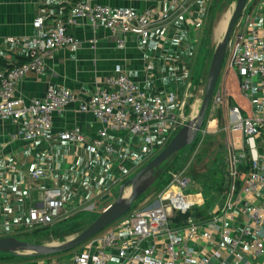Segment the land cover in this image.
<instances>
[{"label": "built area", "instance_id": "obj_1", "mask_svg": "<svg viewBox=\"0 0 264 264\" xmlns=\"http://www.w3.org/2000/svg\"><path fill=\"white\" fill-rule=\"evenodd\" d=\"M255 1L248 0L236 23L226 60V70L237 73L240 89L252 108L247 116L242 115L239 107L231 108L229 119L233 124L227 123L229 129H240L250 145V170L241 189L235 193L239 159L233 155L234 184L223 209L203 221L189 217L185 223L173 225L175 212L185 214L205 200L199 188L188 192L195 184L185 169L174 172L170 182L155 195L153 204H140L81 245L82 249L63 264H110L114 257L116 264H264V154L259 152L257 143L258 136L264 134V27L257 26L254 19V6L258 3L264 6V0ZM71 6L64 23L49 30L44 29V17L38 16L33 21L38 32L25 36L22 42L26 60L0 70V117L19 123V135L26 141L52 140L53 113L61 111L77 96L67 87L51 86L43 97L25 102L15 96L17 82L28 72L43 73L48 56L78 42L70 28L80 18L118 34V46L123 47L126 36L148 39L154 24L171 16L170 10L159 14L151 9L91 5L83 1ZM104 83L106 86L98 87L80 105L82 111L93 113L102 123L98 134L86 141L81 129L73 127L59 135L84 147L98 164L107 161L113 165V159L117 158L124 167L128 160H135L137 170L183 125L184 114L172 112L170 105L177 101L173 92L149 94L121 65L105 77ZM213 101L219 105L225 102V90L220 83ZM182 105L181 102L180 109ZM112 131L137 137L140 155L128 153L136 147L117 146L111 138ZM15 170L16 167L10 168ZM6 174L7 171L0 172L1 179ZM27 175L36 181L46 178L47 172L37 163H30ZM65 209L62 189L46 190L44 201L28 209L29 229L59 221Z\"/></svg>", "mask_w": 264, "mask_h": 264}, {"label": "crops", "instance_id": "obj_2", "mask_svg": "<svg viewBox=\"0 0 264 264\" xmlns=\"http://www.w3.org/2000/svg\"><path fill=\"white\" fill-rule=\"evenodd\" d=\"M76 1L137 10L151 9L159 14L170 10L171 16L167 21L154 24L148 39L126 36L123 47L118 46V34L111 33L104 25H91L86 18H80L70 28L78 42L59 48L48 56L43 73L28 72L17 82L15 96L25 102L34 97H43L51 86L67 87L77 99L53 113L54 133L50 141H26L19 135V123L0 117V172L7 171L3 179L0 176V183L3 184L0 189V237L27 232L29 207L41 204L46 190L50 188L62 189L66 202L65 218L81 212L80 209H96L100 199L102 204L109 201L113 187L122 184L135 172V160H128L124 167L120 166L117 158L113 159V165L107 161L98 164L84 147L63 140L59 135V132L73 127L81 129L86 141L98 134L102 123L93 113L82 111L80 105L98 87L106 86L105 77L114 73L117 65H121L149 94H176L175 90L178 93L177 101L170 107L172 112L176 108L178 115L184 114L187 106H193L195 112L194 108L199 102L197 92H192V83L197 64L202 58L204 28L211 4L204 0H190L187 3L183 0H0V70L18 64L26 57L22 42L25 36L38 32L33 26L38 16L44 17L45 30L57 27L64 23L72 3ZM202 7L206 8L202 10ZM254 9L257 26L264 27V6L258 3ZM229 72L225 70L219 82L225 90V102L221 105L227 122L231 108L239 107L231 104L232 98L226 84ZM208 126L207 131H214ZM111 138L119 147L126 144L135 148L139 144L137 137L128 134L112 131ZM257 143L259 152L264 154V134L258 136ZM128 153L136 155L134 150ZM30 163L42 166L47 177L36 181L29 179L27 167ZM11 167H16V170L10 171ZM106 176L112 181L108 182ZM110 204L109 201L103 210ZM71 210H74L72 214ZM30 261L32 264H61L55 258Z\"/></svg>", "mask_w": 264, "mask_h": 264}, {"label": "water", "instance_id": "obj_3", "mask_svg": "<svg viewBox=\"0 0 264 264\" xmlns=\"http://www.w3.org/2000/svg\"><path fill=\"white\" fill-rule=\"evenodd\" d=\"M247 2L248 0H237L233 13L227 22L225 34L215 48L207 74L203 99L197 115L184 123L156 156L137 170L131 178L122 183L117 199L107 206L91 224L65 241L35 243L22 240L16 236H2L0 237L1 252L33 256H49L68 252L80 247L131 210L133 203L162 175L164 165L172 161L186 146L191 145L199 132L204 131L203 125L222 74L229 43L236 23L242 15ZM230 154L232 169H234L235 162L232 147H230ZM127 187H130V189L126 193Z\"/></svg>", "mask_w": 264, "mask_h": 264}, {"label": "rangeland", "instance_id": "obj_4", "mask_svg": "<svg viewBox=\"0 0 264 264\" xmlns=\"http://www.w3.org/2000/svg\"><path fill=\"white\" fill-rule=\"evenodd\" d=\"M208 1L211 2L210 5H212L215 0H208ZM208 1L205 0V2H208ZM225 1L227 2V4H224V6L222 8L223 10L221 11V14H219L218 20H216V22H215V28H214V34H213V41H214L213 53L215 51V48H216L218 42L223 38V36L225 34V29H226L227 24H226V26L224 27L223 30L220 29L221 24L228 17V15L231 16V14L233 13V10H234V8L236 6V2H237V0H225ZM230 16H229V18H230ZM229 18H228V20H229ZM228 20H227V22H228ZM236 30H237V28H236ZM234 31H235V29H234ZM204 51H205V48H203V52L201 54L202 58H203V55H204ZM199 57H200V55H199ZM211 59H212V57H211ZM211 59L207 58L206 62H208L209 60L211 62ZM198 60H199V58H198ZM226 60H227V55H226ZM200 61H201V59H200ZM200 61L197 64V72L200 73L203 70L202 71L203 72V76L201 78L197 77V72H196V74H194L193 83H192V85H193L192 92H195V91L197 92V99H199V102L197 104L195 103L196 106L194 104L195 112L193 110V106L192 107L191 106H187L186 107V109H185L186 112L184 113L185 119L183 118V124L186 123L192 116L194 117V116L197 115V112H198V110L200 108V105H201V102H202V99H203L205 85H206L205 78L207 80V74H208L207 69L209 70V66L210 65L209 64H208V66L206 65L205 68H207V69H204V66L202 65V63H200ZM225 70H226V62L224 64V66H223V70H222V74L220 76L219 82H221L222 77H223V73L225 72ZM171 77L173 78V80L175 82H178L177 79L173 75H171ZM226 82H227L226 83L227 84V88H229V96L232 98L231 99V104L232 105H235V104L238 105L241 108V113H242L243 116L249 115L252 112L251 105L249 104V102L247 101L245 96L243 95V93H242V91L240 89L239 76L237 75V73L233 69L230 70V72H229V74L227 76ZM172 84L174 85L175 83H172ZM173 91L178 95V93L175 90H173ZM219 107H220L219 104L215 103L214 101L212 102V110H211V113H210L209 118L207 120V127H209L208 125H210V127L212 129H214V131H209V130L207 131V127L205 128L206 131H203V136H204V134L206 132H209L211 134V137L207 138L208 139L207 145H206V147L204 149L205 153L203 151L202 155H199L200 154L199 153V149H200L201 145H203V142H202L203 139H202V140H200L198 142V145L196 146L194 151L191 153V155L188 157L186 163H184V168L181 169V171L185 169L187 175H189L188 171L194 165L195 166H194L193 169L198 171V172H200V173L206 172L208 170V168H218L220 163H221V161H223L222 154L218 153L220 151L225 153L224 161L228 162V165H229L228 170H229V173H230L232 171L230 147H232L233 155L235 156L234 153H236L238 158H241L245 154V151H244L245 150L244 149L245 144H247L248 147H249V143L247 142V139L244 138L243 133H242V131L240 129L232 130V129L227 128V123H229L230 125H232L233 123H232L231 120H229L227 122V120L225 119V116H224V124H223V127H222L221 119L218 117V114H217V109ZM173 112L176 115H178V113H179L176 108H173ZM181 127H182V125L180 127H178V128L180 129ZM178 128H177V130H179ZM221 132L225 133V137H224V135L221 134ZM245 140H246V143H244ZM220 142L223 144V147L220 146ZM164 146L159 150V152L164 148ZM206 150H207V152H206ZM134 152L136 153L137 156L140 155L139 154L138 145L134 149ZM244 159L245 158H243V160ZM148 161H146V162H148ZM99 166H101V165H99ZM105 175L106 174L104 173V176ZM133 175H134V173L129 178H131ZM231 175H232V173H231ZM109 176H106V178H107L108 182H111L112 178H108ZM241 176H242V179L245 178V174L241 175ZM241 176H240V178H241ZM192 180H193L195 186H194V189L193 188L188 189V192H194L195 190H198V188L200 189L199 185L194 180V177L192 178ZM121 185L122 184H119V185L113 187V191L110 194L111 197H109V201L111 203H113L117 199L118 194H119V189H120ZM232 185H233V176H232ZM129 189H130V187L126 188V193L129 192ZM200 190L203 192L202 189H200ZM157 192L158 191H156V189H154V187L152 185V188H150L145 193V194H147V196L145 198H143V199H138L136 201L138 206L140 204H142V203H145V202L147 203V205L153 204L154 203L153 201L155 200L154 197L157 194ZM203 195H204V192H203ZM228 197H229V194H228L226 199L225 198L223 199V198L219 197V199H217L215 201H211V204L207 205L208 208H209L208 209L209 214L212 216L214 214L219 213L223 209L226 201L228 200ZM204 199H205V195H204ZM100 201H101V199L98 202H97V200H94V202H97L96 209H92V210L80 209L81 212H79L78 214L81 215L82 219H81V224L78 226L79 229H82V228L84 229L89 224H91L101 214L103 208L109 202V201H107L104 204H102V203H100ZM205 202H206V200H204V203L200 207L204 206ZM73 212H74V210L73 211L71 210L70 214H72ZM182 222L184 223V220L180 221V224ZM172 224L176 225V222H174V219L172 220ZM29 230H31V229H29ZM79 232H81V231H79ZM79 232L67 235L64 238V241L69 239V238H71V237H73V236H75ZM10 234H14V233H10ZM25 235H26L25 233L21 234V236H25ZM47 242L48 243H52V242L55 243V242H62V240L51 239V240H48ZM81 249H82L81 247H78L72 252H64V253H61V254H58V255H54L53 258L58 259L59 262L61 264H63V263H66L68 261V259L71 257V255L73 253H75L77 251H80ZM108 251L111 252L110 249H108ZM112 252H113V255H115L114 251H112ZM1 255H4V253L3 254L0 253V256ZM47 259H50V257L49 258L47 257ZM30 260L31 259H27V258H23V257H19L18 256V257H15L13 259V261H10V262L0 261V264L1 263H4V264H18V263H22V262L25 263V264H32V263H30L31 262ZM116 263H117V258L114 257L113 261L110 264H116Z\"/></svg>", "mask_w": 264, "mask_h": 264}, {"label": "trees", "instance_id": "obj_5", "mask_svg": "<svg viewBox=\"0 0 264 264\" xmlns=\"http://www.w3.org/2000/svg\"><path fill=\"white\" fill-rule=\"evenodd\" d=\"M224 4H227V2L225 0L224 1L223 0H215L213 2V4L210 5V7L208 9L207 22H206V26L204 28V38H203V45H202V47L205 48V51H204L203 58H201V61H200V63H202V65L204 66V69H207V68H205L206 65L207 66H208V64L210 65V60L208 62H206V59L207 58L211 59V57L213 55V49H214V47H213V44H214L213 34H214L215 22H216V20H218L219 14H221V11L223 10L222 8H223ZM25 60H26V57L23 58L21 62H23ZM225 62H226V60H225ZM8 67H10V65ZM202 71L200 73L197 72V77L201 78L203 76ZM207 71H208V69H207ZM205 81H206V78H205ZM211 110H212V103L210 104V107H209V110H208V113H207V116H206V119H205V122L203 125L204 130L207 126V120L209 118ZM217 114H218V117L221 119V125L223 127V124H224V107H223V105H220V107L217 109ZM174 134L166 141V145L172 139ZM221 134L224 135V137H225L224 132H221ZM210 137H211V134L209 132H206L204 134V136H203V132H199L197 138L195 139V141L191 145L186 146L183 150H181L175 156V158L172 161H170L168 164L164 165V168H163L164 170L162 172V175L153 184L154 189H156V191L160 192L170 182V180L172 178V173L177 172V171H181V169L184 168V163H186L188 157L191 155V153L194 151V149L198 145V142L203 139L202 140L203 145H201V147L199 149V153H200L199 155H202V153H203V151L207 145V141H208L207 138H210ZM244 143H246V140L244 141ZM220 146L223 147V144L221 142H220ZM244 149H245L244 150L245 156L239 158V161L236 162L237 177L235 180V193L237 191H239V189H241V187H242V184H243L242 180L243 179H242L241 175L246 174L250 170V163H251L250 147H248V145L245 144ZM206 152H207V150H206ZM204 153H205V151H204ZM218 153L222 154V158H223V161H221L218 168H208V170L206 172L200 173V172L193 169L195 166L194 165L188 171V174L192 178L194 177V180L199 185L200 189L203 190L206 202H205L204 206H202V207L195 206L194 208H192L190 211H188L185 214H181L180 212H175L176 217L174 218V222H176V225L180 224V221H183V220L185 223L189 217H192L198 221H203L205 219H208L211 215L208 212L209 208L207 205L211 204V201H215V200L219 199V197H221L223 199L227 198V196L230 192L231 186H232V175H231V172L229 173V170H228V167H229L228 162L224 161L225 153L222 151H220ZM234 154L237 157L236 153H234ZM243 158H245V159L243 160ZM145 164H143V165H145ZM142 166H140V168ZM140 168H138L137 170H139ZM137 170H135V172ZM240 176H241V178H240ZM127 179H129V178H127ZM127 179H125L124 181H126ZM150 188H152V186ZM145 193L142 194L139 199L145 198L147 196V194H145ZM137 206H138L137 202H134L131 210H133ZM81 219H82L81 215L78 213H75L74 215L60 219L59 221H57L51 225L38 226V227L32 228L31 230L24 232L26 234L25 236H21L22 233H19L16 235V237H18L22 240L35 242V243H48L47 241L51 240V239H59V240L64 241V238L67 235L82 231L83 228L82 229L78 228V226L81 224ZM74 250L75 249L68 251V252H72ZM0 253H2V254L4 253V255L0 256V261H6V262L13 261V259L15 257H18V256L23 257V258H27V259H31V260H38V259H44L47 257L53 258L54 255H58V254L49 255V256L18 255V254L5 253V252H1V251H0ZM59 254H61V253H59Z\"/></svg>", "mask_w": 264, "mask_h": 264}, {"label": "bare ground", "instance_id": "obj_6", "mask_svg": "<svg viewBox=\"0 0 264 264\" xmlns=\"http://www.w3.org/2000/svg\"><path fill=\"white\" fill-rule=\"evenodd\" d=\"M229 16H230V15H228V17L222 22L220 29H222V30L224 29V27H225L226 24H227V20H228ZM222 30H221V31H222ZM197 110H198V109H197Z\"/></svg>", "mask_w": 264, "mask_h": 264}]
</instances>
